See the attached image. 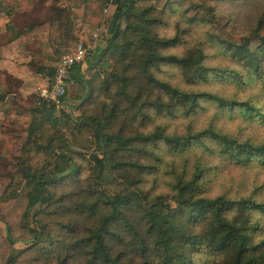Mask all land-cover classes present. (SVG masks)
<instances>
[{
    "label": "clouds",
    "instance_id": "1",
    "mask_svg": "<svg viewBox=\"0 0 264 264\" xmlns=\"http://www.w3.org/2000/svg\"><path fill=\"white\" fill-rule=\"evenodd\" d=\"M0 21V264H264V0Z\"/></svg>",
    "mask_w": 264,
    "mask_h": 264
},
{
    "label": "rangeland",
    "instance_id": "2",
    "mask_svg": "<svg viewBox=\"0 0 264 264\" xmlns=\"http://www.w3.org/2000/svg\"><path fill=\"white\" fill-rule=\"evenodd\" d=\"M0 40H3V39H2V36H0ZM0 47H2V46H0ZM26 50H27V49H26ZM26 66H27V68L30 69V67H28L29 64L26 65ZM19 67L23 68L24 66H23V65H20ZM30 70H32V69H30ZM4 72L9 74L8 70L4 67V56H3V52L0 51V77H2V74H3ZM17 74H18V75H22V73L19 72V71L17 72ZM9 75H10V74H9ZM2 128H3V125L0 124V129H2ZM9 131H10V129H9ZM3 166H4V165H3V162H0V168H2Z\"/></svg>",
    "mask_w": 264,
    "mask_h": 264
},
{
    "label": "trees",
    "instance_id": "3",
    "mask_svg": "<svg viewBox=\"0 0 264 264\" xmlns=\"http://www.w3.org/2000/svg\"><path fill=\"white\" fill-rule=\"evenodd\" d=\"M0 23H2V21H0ZM2 39H3V37H2ZM26 49H27V46H26ZM29 67H30V69H33L34 65L29 63ZM2 77H7L9 79H14V77H12L11 75H9L8 73H5V72L2 74ZM37 115L40 116L41 122L49 119V114L44 109L39 110L37 112Z\"/></svg>",
    "mask_w": 264,
    "mask_h": 264
},
{
    "label": "crops",
    "instance_id": "4",
    "mask_svg": "<svg viewBox=\"0 0 264 264\" xmlns=\"http://www.w3.org/2000/svg\"><path fill=\"white\" fill-rule=\"evenodd\" d=\"M24 67H27V66H25V65H23ZM29 67V66H28ZM28 70H30L29 68H28Z\"/></svg>",
    "mask_w": 264,
    "mask_h": 264
}]
</instances>
